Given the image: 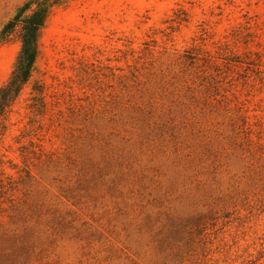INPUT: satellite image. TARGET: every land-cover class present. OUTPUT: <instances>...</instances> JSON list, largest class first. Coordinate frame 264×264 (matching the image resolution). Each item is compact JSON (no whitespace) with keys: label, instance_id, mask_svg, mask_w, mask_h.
I'll list each match as a JSON object with an SVG mask.
<instances>
[{"label":"rangeland","instance_id":"rangeland-1","mask_svg":"<svg viewBox=\"0 0 264 264\" xmlns=\"http://www.w3.org/2000/svg\"><path fill=\"white\" fill-rule=\"evenodd\" d=\"M0 264H264V0L56 8L0 123Z\"/></svg>","mask_w":264,"mask_h":264},{"label":"trees","instance_id":"trees-1","mask_svg":"<svg viewBox=\"0 0 264 264\" xmlns=\"http://www.w3.org/2000/svg\"><path fill=\"white\" fill-rule=\"evenodd\" d=\"M67 0H25L0 30V48L19 34L21 50L8 82L0 88V123L11 113L31 80L40 54V36L51 13Z\"/></svg>","mask_w":264,"mask_h":264}]
</instances>
